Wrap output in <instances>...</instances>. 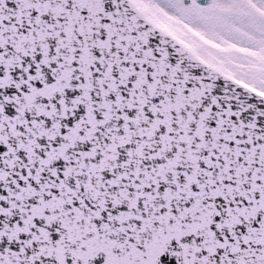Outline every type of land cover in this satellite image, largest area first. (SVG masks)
Here are the masks:
<instances>
[{"label":"snow or ice","instance_id":"1","mask_svg":"<svg viewBox=\"0 0 264 264\" xmlns=\"http://www.w3.org/2000/svg\"><path fill=\"white\" fill-rule=\"evenodd\" d=\"M0 264H264V0H0Z\"/></svg>","mask_w":264,"mask_h":264}]
</instances>
